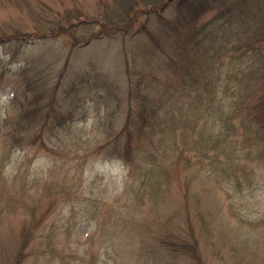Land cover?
<instances>
[{
    "label": "trees",
    "instance_id": "1",
    "mask_svg": "<svg viewBox=\"0 0 264 264\" xmlns=\"http://www.w3.org/2000/svg\"><path fill=\"white\" fill-rule=\"evenodd\" d=\"M70 1L40 36H56L81 22L84 4ZM104 2L109 11L89 19L100 25L90 38L122 36L129 107L123 125L99 148L126 166L117 195L128 193V203L127 213L96 220L97 228L87 233L92 242L101 238L107 255L94 262L114 264L113 249L132 264H214L228 254V263L236 256L237 263L250 264L253 255L242 244L251 238L224 217L212 183L243 190L264 173V0ZM23 34L30 33H14ZM22 112L15 124H0L4 148L34 142L23 139L33 126ZM2 161L0 154V182L12 183L19 198L8 194L0 218L16 203L26 214L18 235L0 233V264L70 262L71 226L62 236L61 226L47 221V207L38 213L32 185L19 175L6 177ZM171 168L188 175L176 193ZM49 200L48 208L54 202ZM78 258L85 262L93 253Z\"/></svg>",
    "mask_w": 264,
    "mask_h": 264
},
{
    "label": "rangeland",
    "instance_id": "2",
    "mask_svg": "<svg viewBox=\"0 0 264 264\" xmlns=\"http://www.w3.org/2000/svg\"><path fill=\"white\" fill-rule=\"evenodd\" d=\"M81 1L85 6L81 22L67 32L43 37L42 31L50 28L47 21L57 10L72 6V1L0 0V124H15L24 110L33 127L22 136L34 140L19 147L13 144L10 150L0 145V154L6 177L19 175L32 185V193L40 200L38 213L47 207V221L61 226L62 236L71 226L74 253L66 264H97L94 261L107 256L100 247V231L94 242L87 240V233L97 228L96 220L113 221L114 216L127 213L128 193L117 195L127 168L99 145L124 123L129 82L121 56L122 36L90 38L100 25L89 19L109 11L105 0ZM15 30L30 34L16 37ZM169 175L176 193L188 175L181 168H171ZM212 187L224 217L242 226L239 235L251 238L249 244L244 240L242 244L253 255L250 264H264L257 260L263 257L264 261V173L243 190L216 182ZM15 191L12 183L0 182V207ZM14 198L19 196L15 193ZM50 198L54 202L48 208ZM14 206L18 207L0 218L3 235H18L24 223L26 208L19 203ZM232 247L233 243L225 246L221 253L228 254ZM110 252V261L116 257L114 264L133 263L121 253L116 256L113 249ZM81 253H93V258L81 262ZM226 256L216 257L214 264H239L236 256L233 263Z\"/></svg>",
    "mask_w": 264,
    "mask_h": 264
}]
</instances>
